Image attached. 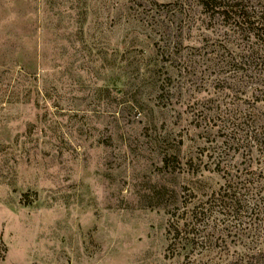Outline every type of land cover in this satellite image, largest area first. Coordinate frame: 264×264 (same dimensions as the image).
<instances>
[{
	"label": "rangeland",
	"instance_id": "374dc122",
	"mask_svg": "<svg viewBox=\"0 0 264 264\" xmlns=\"http://www.w3.org/2000/svg\"><path fill=\"white\" fill-rule=\"evenodd\" d=\"M261 22L0 0V264H264Z\"/></svg>",
	"mask_w": 264,
	"mask_h": 264
},
{
	"label": "trees",
	"instance_id": "16d2710c",
	"mask_svg": "<svg viewBox=\"0 0 264 264\" xmlns=\"http://www.w3.org/2000/svg\"><path fill=\"white\" fill-rule=\"evenodd\" d=\"M198 1L207 10L210 8L211 11L219 13L224 17L235 19L236 24L238 23L241 27L249 26L252 24H257L258 26L260 23H262L261 17L263 16L264 11H262L260 15H257L258 11L256 9L250 10L247 7H245L242 4L243 0H198ZM253 126H254L252 129L253 135L249 136V138L252 140L253 143L258 142L260 144H264V138H263L264 136V115H263V118H261L259 124H257V122H254ZM236 145L238 147L243 146L242 143H240V139L236 143ZM235 202H231V204L229 205L233 206ZM237 203L239 204L238 201ZM174 213L175 212H172L171 218L169 217L168 219L167 233L168 234L173 233V238L172 236L170 237V242L166 248L167 251H170L172 249V247L176 244V239L180 237L179 234H180L181 229L179 227V220L177 218L172 219V217L175 215ZM183 238L185 242H187L186 237L184 236Z\"/></svg>",
	"mask_w": 264,
	"mask_h": 264
}]
</instances>
